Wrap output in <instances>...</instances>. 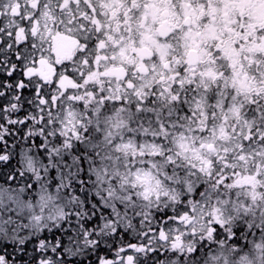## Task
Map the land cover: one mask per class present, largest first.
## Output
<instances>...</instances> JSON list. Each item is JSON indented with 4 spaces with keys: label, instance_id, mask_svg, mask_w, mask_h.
<instances>
[{
    "label": "snow or ice",
    "instance_id": "obj_1",
    "mask_svg": "<svg viewBox=\"0 0 264 264\" xmlns=\"http://www.w3.org/2000/svg\"><path fill=\"white\" fill-rule=\"evenodd\" d=\"M3 4L0 264H264V0ZM129 41L142 69L84 89Z\"/></svg>",
    "mask_w": 264,
    "mask_h": 264
},
{
    "label": "flooded vegetation",
    "instance_id": "obj_2",
    "mask_svg": "<svg viewBox=\"0 0 264 264\" xmlns=\"http://www.w3.org/2000/svg\"><path fill=\"white\" fill-rule=\"evenodd\" d=\"M85 2L89 5V7L93 5H98L101 4V0H85ZM37 3V0H4V11L7 13V19L11 23L13 22L12 18L16 15H19L21 11L25 13V15L30 14V9H25L24 5L29 4L31 6V9L35 8V5ZM66 6V4H65ZM110 7V5H109ZM99 10V8H97ZM123 11L122 8L117 7L115 11L111 13V16L114 17L117 12ZM103 14V13H102ZM111 19V17H109ZM41 22H43V17H41ZM34 32H40V27L36 24H33L32 26ZM119 31V26L116 24L115 21H113V32H118ZM22 33L24 32L22 30L17 31V38L22 36ZM53 34V35H52ZM52 35L51 38H47L46 36ZM42 36L44 39L49 40L50 47H48V52L45 57V60L41 64V71L45 78L49 81L51 78H53L54 73L50 67L51 63H54V59L52 55L50 54L49 50H54L56 57H59V60H65V59H70V56L64 55L62 53V49L60 46L61 42V34L55 32L54 29H46L43 33ZM73 51L76 50L75 45H72ZM105 45L103 43H100L98 45V49L104 48ZM132 51H137L138 54L142 55L143 53L140 52L139 49H134L132 43L129 41L127 42L124 47H122L119 51V53L115 54L114 56L109 53L110 56H112L111 60H106L104 55H101L99 51L97 52V55L95 57L94 63L98 65L100 68L103 69V71H97V70H91L89 66L84 65L82 61H78L77 63L81 66L82 69V74L84 75V79L82 81V87L84 89H89L93 87V79L97 78L98 84L97 86L99 87H105L103 78L104 77H111L115 76L117 79H122L123 76L125 75L126 71H131L130 66L131 65H136L137 71L142 69V65L139 64L138 59H134L131 55ZM125 52H128L127 56L125 57ZM113 61L115 63H113ZM115 74H112L114 73ZM64 74V73H59V77ZM112 74V75H111ZM134 75V73H133ZM51 81V80H50ZM117 86V92L122 91V89L119 88V84H114ZM77 88V87H76ZM75 88V89H76ZM61 89V88H60ZM84 97V96H82ZM86 100V98H84Z\"/></svg>",
    "mask_w": 264,
    "mask_h": 264
},
{
    "label": "rangeland",
    "instance_id": "obj_3",
    "mask_svg": "<svg viewBox=\"0 0 264 264\" xmlns=\"http://www.w3.org/2000/svg\"><path fill=\"white\" fill-rule=\"evenodd\" d=\"M53 35V34H52ZM52 35H48V36H46L47 38H51L52 37ZM23 37H24V34L22 33V36H20V37H18V40H22L23 39ZM50 51V54L52 55V57H53V53L55 52L53 49L52 50H49ZM128 53V52H127ZM127 55H125V57H126ZM54 59V61H55V59H59V57L57 58V57H55V58H53ZM162 74V73H161ZM156 76L154 75V76H152L149 80H147L146 81V83L148 84V85H151L152 84V82L154 81V80H156ZM53 78H51L50 80H52ZM50 80H49V82H50ZM98 80L99 79H97V78H95V79H93L92 81V83H93V85L94 86H97V82H98ZM58 86H59V88H61L62 90L63 89H75L76 87H77V85H76V83L73 81V80H71V79H69L67 76H65L64 74H62L61 76H60V78H59V80H58ZM113 87L116 89V91H117V86H115V85H113ZM101 89H103V87L101 86L100 87ZM79 99H84V98H86V101H91V99H92V97L89 95V94H85L84 95V97H82V96H80V97H78ZM242 194H247V195H250V193H242ZM19 210V209H18ZM22 214L23 215H25V216H27L28 215V208H27V204L25 203L23 206H22ZM32 227H36V225L35 224H33V225H31Z\"/></svg>",
    "mask_w": 264,
    "mask_h": 264
},
{
    "label": "trees",
    "instance_id": "obj_4",
    "mask_svg": "<svg viewBox=\"0 0 264 264\" xmlns=\"http://www.w3.org/2000/svg\"><path fill=\"white\" fill-rule=\"evenodd\" d=\"M16 39L18 40V38H17V33H16Z\"/></svg>",
    "mask_w": 264,
    "mask_h": 264
},
{
    "label": "water",
    "instance_id": "obj_5",
    "mask_svg": "<svg viewBox=\"0 0 264 264\" xmlns=\"http://www.w3.org/2000/svg\"><path fill=\"white\" fill-rule=\"evenodd\" d=\"M112 74H115V72H114V73H112ZM112 74H111V75H112Z\"/></svg>",
    "mask_w": 264,
    "mask_h": 264
}]
</instances>
